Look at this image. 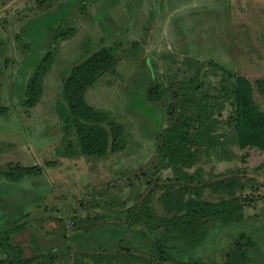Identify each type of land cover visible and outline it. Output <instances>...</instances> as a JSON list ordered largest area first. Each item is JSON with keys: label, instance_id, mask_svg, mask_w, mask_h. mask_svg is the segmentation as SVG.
Returning a JSON list of instances; mask_svg holds the SVG:
<instances>
[{"label": "rangeland", "instance_id": "obj_1", "mask_svg": "<svg viewBox=\"0 0 264 264\" xmlns=\"http://www.w3.org/2000/svg\"><path fill=\"white\" fill-rule=\"evenodd\" d=\"M103 48L117 63L86 99L108 114L105 128L124 127L127 147L91 157L63 89ZM49 52L44 93L28 107L29 81ZM238 75L264 78V0H0V105L9 108L0 116V264H147L132 257L159 260V245L169 264L222 262L238 241L264 264V150L239 146ZM156 85L163 96L150 100ZM254 96L264 110V95ZM170 113L194 119L193 167L177 168L161 149ZM11 165L43 171L14 182L4 174ZM236 197L238 211L204 219L195 241L162 232L183 201ZM149 207L154 225L130 216Z\"/></svg>", "mask_w": 264, "mask_h": 264}, {"label": "trees", "instance_id": "obj_2", "mask_svg": "<svg viewBox=\"0 0 264 264\" xmlns=\"http://www.w3.org/2000/svg\"><path fill=\"white\" fill-rule=\"evenodd\" d=\"M116 63L117 58L113 54V50L111 48H103L74 66L65 81L63 96L67 104V120L69 122L72 121L81 151L87 156L103 157L109 151L118 152L127 147L124 127L115 122H110V129L105 128L103 123L107 122L108 114L104 111L96 110L86 99V93L94 85L100 73L112 68ZM53 64L54 55L49 52L29 81V97L25 102L26 106L35 107L39 104L44 93L45 77ZM256 90L264 95V78L258 79L253 83L245 76H236L233 122L241 148L255 147L264 150V110L259 107L255 100ZM162 96L163 89L158 85L148 90V99L150 100H159ZM8 111L9 108L7 106L0 105V116L7 114ZM170 114L173 122L165 131L161 143L164 156L177 168L193 167L196 162V154L192 146L194 145V139L196 138V141L199 139L198 132L195 131L194 133L191 131L195 126L194 119L190 116L174 118L173 113ZM42 171L43 168L39 165H11L10 169L4 174L11 181L19 182L26 176L41 175ZM238 201V197L231 201L220 203L196 199H190L187 202L183 201L180 203L178 210H185V212L183 214H175L173 218L168 219L170 227L162 232L178 233L189 241H195L204 230L202 227L205 223L204 219L233 215L238 211L234 207L238 204ZM130 216L136 221L155 224V215L150 207L139 208L136 211L132 210L130 211ZM159 230L152 228V232ZM157 253L159 260L143 259L140 256L132 258L135 261L143 260L147 264H169L170 257L162 245L158 246ZM2 255L4 257L9 256L6 252H2ZM30 261L28 260L25 264ZM15 263L12 261L8 264ZM184 264L254 263L249 254V249L245 247L243 241H238L236 247L226 254V259L222 262H209L205 259H197L191 263Z\"/></svg>", "mask_w": 264, "mask_h": 264}]
</instances>
